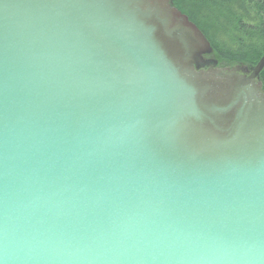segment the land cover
Returning <instances> with one entry per match:
<instances>
[{
    "label": "water",
    "instance_id": "water-1",
    "mask_svg": "<svg viewBox=\"0 0 264 264\" xmlns=\"http://www.w3.org/2000/svg\"><path fill=\"white\" fill-rule=\"evenodd\" d=\"M212 52L171 0H0V264H264V54Z\"/></svg>",
    "mask_w": 264,
    "mask_h": 264
},
{
    "label": "trees",
    "instance_id": "trees-1",
    "mask_svg": "<svg viewBox=\"0 0 264 264\" xmlns=\"http://www.w3.org/2000/svg\"><path fill=\"white\" fill-rule=\"evenodd\" d=\"M203 33L212 54L234 66H255L264 54V0H171ZM264 91V69L260 73Z\"/></svg>",
    "mask_w": 264,
    "mask_h": 264
},
{
    "label": "rangeland",
    "instance_id": "rangeland-1",
    "mask_svg": "<svg viewBox=\"0 0 264 264\" xmlns=\"http://www.w3.org/2000/svg\"><path fill=\"white\" fill-rule=\"evenodd\" d=\"M206 58L215 59L217 61L219 67H229L230 66V65L224 63L223 61L219 60L218 57L216 56V54H214V53L212 55L206 57ZM250 67H252V66H250Z\"/></svg>",
    "mask_w": 264,
    "mask_h": 264
}]
</instances>
